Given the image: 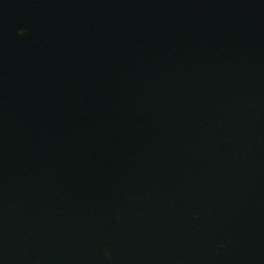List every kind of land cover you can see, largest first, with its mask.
Returning <instances> with one entry per match:
<instances>
[{
  "label": "water",
  "instance_id": "95a60500",
  "mask_svg": "<svg viewBox=\"0 0 264 264\" xmlns=\"http://www.w3.org/2000/svg\"><path fill=\"white\" fill-rule=\"evenodd\" d=\"M0 264H264V0H0Z\"/></svg>",
  "mask_w": 264,
  "mask_h": 264
}]
</instances>
